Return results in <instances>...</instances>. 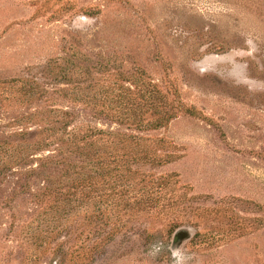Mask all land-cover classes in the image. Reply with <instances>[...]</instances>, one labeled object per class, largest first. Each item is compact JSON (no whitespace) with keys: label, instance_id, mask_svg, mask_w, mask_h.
<instances>
[{"label":"rangeland","instance_id":"374dc122","mask_svg":"<svg viewBox=\"0 0 264 264\" xmlns=\"http://www.w3.org/2000/svg\"><path fill=\"white\" fill-rule=\"evenodd\" d=\"M152 93L180 107L166 126L139 132L106 117ZM56 109L72 129L161 138L177 156L145 169L176 175L165 210L126 216L91 264H174L173 248L186 264H264V0H0V264H56L57 248L63 264H86L96 237L78 198H39L47 181L68 188L70 173L26 178L28 166L8 161Z\"/></svg>","mask_w":264,"mask_h":264},{"label":"trees","instance_id":"16d2710c","mask_svg":"<svg viewBox=\"0 0 264 264\" xmlns=\"http://www.w3.org/2000/svg\"><path fill=\"white\" fill-rule=\"evenodd\" d=\"M34 93L29 86L25 95L29 98ZM150 97L152 101L144 107L137 106L130 113L106 117L125 124L126 129L133 131L162 128L177 116L180 107L167 100L159 107L154 102V93ZM181 110L185 114L196 115L191 107ZM40 115L43 125L35 134L39 138L33 143L23 141L18 145L16 158L10 156L8 161H14L17 166H28L26 178L56 167L64 169L66 174L70 173L62 181L68 188H53V182L47 181L39 198L43 203L57 200L70 202L73 197L79 199L77 207H85L87 225L96 235L94 238L87 237L83 245L81 262L91 264L100 252L99 248L112 241L115 232L129 221L127 217L137 218L141 213L142 216H154L160 209L165 210L167 193H172L171 185L178 181L174 179L176 175H155L145 169L170 163L177 156L166 151L168 147L161 138L92 126L72 129L71 114L65 110L56 109ZM111 212L115 213V218L110 227ZM174 224H171L168 233H171ZM146 229L142 232L147 233ZM74 253L69 255L74 256ZM52 255L51 261L56 264H63L67 256L62 248H57ZM71 264H77V261Z\"/></svg>","mask_w":264,"mask_h":264},{"label":"clouds","instance_id":"9594fccd","mask_svg":"<svg viewBox=\"0 0 264 264\" xmlns=\"http://www.w3.org/2000/svg\"><path fill=\"white\" fill-rule=\"evenodd\" d=\"M164 245L157 243L152 247V255H157L163 249ZM174 264H186L187 256L185 253L181 252L178 248H173L171 251Z\"/></svg>","mask_w":264,"mask_h":264}]
</instances>
